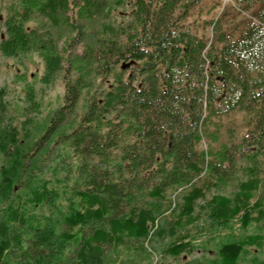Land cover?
<instances>
[{
    "label": "trees",
    "instance_id": "1",
    "mask_svg": "<svg viewBox=\"0 0 264 264\" xmlns=\"http://www.w3.org/2000/svg\"><path fill=\"white\" fill-rule=\"evenodd\" d=\"M109 1L21 0L5 20L0 52L37 53L45 64L44 83L62 74L64 96L46 130L15 162L19 168L2 170L0 203L12 199L14 184L24 189L42 171L41 158L47 165L54 149L67 145L78 160L71 196L82 210H72L59 233L50 225L27 224L16 211L0 215V264H87V256L102 263L116 246L142 243L151 228L156 235L175 234L174 224L181 225L190 207L175 210L179 221L167 223L168 191L192 184L184 200L192 206L203 193L197 186L203 172L226 184L241 160L264 151V0H230L244 11L258 7L255 19L238 37L217 25L209 45L182 24L206 0H112L131 9L130 20L118 26L108 21ZM93 75L108 88L91 98L73 127ZM235 111L249 117L245 135L223 146L216 160H206L197 147L207 125ZM14 133L2 132L0 148L15 144ZM7 154L11 162L14 154ZM256 184L251 179L241 185V205ZM262 201L253 207L261 209ZM239 210L219 198L211 217L226 224ZM76 226L79 240L65 254L69 229ZM171 245L170 253L186 247ZM242 246L226 243L222 254L229 258L222 264H236Z\"/></svg>",
    "mask_w": 264,
    "mask_h": 264
},
{
    "label": "rangeland",
    "instance_id": "2",
    "mask_svg": "<svg viewBox=\"0 0 264 264\" xmlns=\"http://www.w3.org/2000/svg\"><path fill=\"white\" fill-rule=\"evenodd\" d=\"M108 6L111 8L110 24L118 26L130 20L128 4L114 5L110 0ZM20 7L21 0H0V39L6 32L5 20ZM257 10L258 7L244 11L230 0H206L182 24L189 26L196 36L209 45L214 40L213 30L217 25L224 33L238 37L244 26L254 21ZM44 73V61L35 52L19 57H7L0 52V92L3 95L0 101V136L4 131L8 133L14 129L16 138L14 145L7 149L0 148V182L5 167L19 168L15 162L30 151L46 130L53 112L63 103L62 74L44 83ZM108 84L94 75L87 78V87L82 90L73 127L88 109L91 98L105 92ZM248 118L245 112L235 111L213 119L198 144V152L204 153L206 160H216V154L223 146L241 141L247 131ZM7 152L14 154L11 162ZM77 161L67 145L57 146L51 162L45 165V157L38 161V169L42 171L26 183V188H20L23 183L13 185V197L0 203V215L6 218L11 211H16L27 224L50 225L59 233L72 210H82L79 199L72 198L70 191ZM251 179L258 180V185H255L257 187L247 205L243 206L241 199L244 188L241 185ZM197 186L203 189V193L192 206L184 201L191 193L192 184L174 188L165 194L167 213L164 218L167 223L179 221L180 216L175 210L181 212L187 205L190 207L182 213L185 218L180 219L181 225L174 224L175 234L156 235L153 233L156 227L151 228L142 243L120 244L108 253L102 263L95 264H222L225 258H229L227 253L222 254V248L226 243L233 242H244L236 264H264V151L241 160L236 176L226 184L203 172ZM47 197L50 202L46 201ZM219 198L229 199L234 208L240 206V210L226 224L224 220L211 217ZM261 198L263 207L254 208L253 205ZM260 210L263 213L259 214ZM69 233L71 238L65 244V254L71 253L76 246L80 227L69 229ZM117 234L120 235V232ZM179 242L186 244L185 249L180 253H170L168 249L171 244ZM86 258L87 264H93L89 256Z\"/></svg>",
    "mask_w": 264,
    "mask_h": 264
}]
</instances>
